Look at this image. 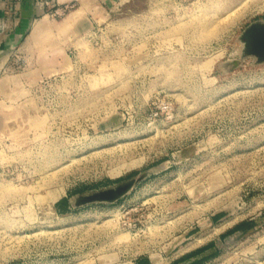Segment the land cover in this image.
Returning a JSON list of instances; mask_svg holds the SVG:
<instances>
[{
  "label": "rangeland",
  "instance_id": "rangeland-1",
  "mask_svg": "<svg viewBox=\"0 0 264 264\" xmlns=\"http://www.w3.org/2000/svg\"><path fill=\"white\" fill-rule=\"evenodd\" d=\"M65 5L0 51V264H264V0Z\"/></svg>",
  "mask_w": 264,
  "mask_h": 264
},
{
  "label": "crops",
  "instance_id": "crops-1",
  "mask_svg": "<svg viewBox=\"0 0 264 264\" xmlns=\"http://www.w3.org/2000/svg\"><path fill=\"white\" fill-rule=\"evenodd\" d=\"M57 2L59 5L69 3L67 0H57ZM39 15L40 11L35 8L34 0H0V51L16 47ZM68 196L71 197V193L65 194L55 202L56 213L87 208V205L74 208Z\"/></svg>",
  "mask_w": 264,
  "mask_h": 264
},
{
  "label": "water",
  "instance_id": "water-1",
  "mask_svg": "<svg viewBox=\"0 0 264 264\" xmlns=\"http://www.w3.org/2000/svg\"><path fill=\"white\" fill-rule=\"evenodd\" d=\"M241 58H253L257 64L264 63V24H253L242 34ZM133 183H125L113 190H108L92 196L82 197L74 208L82 207L93 202L111 203L122 197Z\"/></svg>",
  "mask_w": 264,
  "mask_h": 264
},
{
  "label": "built area",
  "instance_id": "built-area-1",
  "mask_svg": "<svg viewBox=\"0 0 264 264\" xmlns=\"http://www.w3.org/2000/svg\"><path fill=\"white\" fill-rule=\"evenodd\" d=\"M34 5L57 17L64 15L68 10L67 5H59L57 0H34Z\"/></svg>",
  "mask_w": 264,
  "mask_h": 264
},
{
  "label": "trees",
  "instance_id": "trees-1",
  "mask_svg": "<svg viewBox=\"0 0 264 264\" xmlns=\"http://www.w3.org/2000/svg\"><path fill=\"white\" fill-rule=\"evenodd\" d=\"M218 217H220V215H218ZM218 217H217V218H218ZM238 228H239V227L235 228V230H234V231H231L229 234L227 233V235H225V236H228V235H231V234H233V233L237 232L236 230H238Z\"/></svg>",
  "mask_w": 264,
  "mask_h": 264
},
{
  "label": "bare ground",
  "instance_id": "bare-ground-1",
  "mask_svg": "<svg viewBox=\"0 0 264 264\" xmlns=\"http://www.w3.org/2000/svg\"><path fill=\"white\" fill-rule=\"evenodd\" d=\"M73 14V13H72ZM71 15V14H70ZM72 17V16H71Z\"/></svg>",
  "mask_w": 264,
  "mask_h": 264
}]
</instances>
